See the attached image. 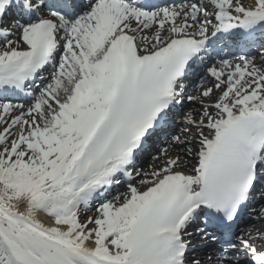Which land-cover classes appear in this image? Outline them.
I'll list each match as a JSON object with an SVG mask.
<instances>
[{
	"label": "snow or ice",
	"instance_id": "6c2138e0",
	"mask_svg": "<svg viewBox=\"0 0 264 264\" xmlns=\"http://www.w3.org/2000/svg\"><path fill=\"white\" fill-rule=\"evenodd\" d=\"M257 191L264 0H0V264H264Z\"/></svg>",
	"mask_w": 264,
	"mask_h": 264
},
{
	"label": "bare ground",
	"instance_id": "6f19581e",
	"mask_svg": "<svg viewBox=\"0 0 264 264\" xmlns=\"http://www.w3.org/2000/svg\"><path fill=\"white\" fill-rule=\"evenodd\" d=\"M40 219H42L45 223L48 222L46 218L40 217ZM260 228H264V224H259V226H257V229H260Z\"/></svg>",
	"mask_w": 264,
	"mask_h": 264
}]
</instances>
